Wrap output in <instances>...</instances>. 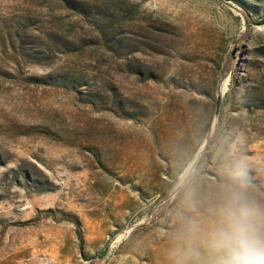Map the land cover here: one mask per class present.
Returning a JSON list of instances; mask_svg holds the SVG:
<instances>
[{"label": "rangeland", "instance_id": "rangeland-1", "mask_svg": "<svg viewBox=\"0 0 264 264\" xmlns=\"http://www.w3.org/2000/svg\"><path fill=\"white\" fill-rule=\"evenodd\" d=\"M237 179L264 0H0V264H210L189 197Z\"/></svg>", "mask_w": 264, "mask_h": 264}, {"label": "clouds", "instance_id": "clouds-1", "mask_svg": "<svg viewBox=\"0 0 264 264\" xmlns=\"http://www.w3.org/2000/svg\"><path fill=\"white\" fill-rule=\"evenodd\" d=\"M188 207L202 218L192 229L202 232L210 264H264V195L237 179L214 198L190 196Z\"/></svg>", "mask_w": 264, "mask_h": 264}, {"label": "water", "instance_id": "water-1", "mask_svg": "<svg viewBox=\"0 0 264 264\" xmlns=\"http://www.w3.org/2000/svg\"><path fill=\"white\" fill-rule=\"evenodd\" d=\"M219 106H220V98L218 97L217 98V101H216V110H215V114L217 115L218 114V110H219ZM108 252V246H106L102 252L99 254L98 256V259H102L106 253Z\"/></svg>", "mask_w": 264, "mask_h": 264}]
</instances>
